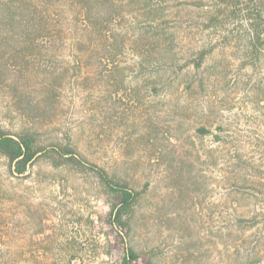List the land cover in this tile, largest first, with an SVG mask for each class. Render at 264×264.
I'll use <instances>...</instances> for the list:
<instances>
[{
	"label": "rangeland",
	"instance_id": "374dc122",
	"mask_svg": "<svg viewBox=\"0 0 264 264\" xmlns=\"http://www.w3.org/2000/svg\"><path fill=\"white\" fill-rule=\"evenodd\" d=\"M118 2L128 16L115 23L110 61L85 55L74 67L69 41L59 38L55 55L45 41L25 59L0 55V126L32 131L46 145L72 143L129 180L141 192L128 240L140 264H256L264 240L251 222L264 214V46L255 61L248 17L263 10L264 32V0ZM144 3L166 15L164 43L177 64L215 45L202 69H169L160 45L147 54L143 37L160 20ZM219 7L227 18L206 28ZM109 212L93 175L40 160L18 176L0 156V264H121Z\"/></svg>",
	"mask_w": 264,
	"mask_h": 264
},
{
	"label": "trees",
	"instance_id": "16d2710c",
	"mask_svg": "<svg viewBox=\"0 0 264 264\" xmlns=\"http://www.w3.org/2000/svg\"><path fill=\"white\" fill-rule=\"evenodd\" d=\"M227 1L220 0L224 5ZM197 4L203 6L202 2ZM148 7V4H142L148 17L154 16L153 19L160 21L156 25V31H150L154 32L151 37H143L142 45L146 47L147 54L151 53L153 47L160 45L162 47L158 51L159 57L169 62V69H202L207 57L214 52L215 45L201 48L186 62L177 64L174 51H170L164 43L168 40L166 15L164 18V13L151 11ZM229 12L234 16L238 13L234 10ZM257 12L248 17L250 25L256 27L254 40L251 41V57L255 61L260 59L264 46V32L260 29L263 10L258 9ZM127 16L128 13L122 9L118 0H0V55L8 59L21 56L25 59L23 53L30 51L33 54L43 41L49 44V51L55 55L54 45L59 38L69 41L74 67L82 68L85 55L101 62L110 61L117 55V52L111 49L112 46L117 48L115 23ZM227 16V9L219 7L212 15L206 17V23L203 25L206 28L215 27L217 30ZM127 33L130 34L128 31ZM150 57H146V64L150 63ZM50 80L52 81H48V88L45 89L47 100L50 92L56 89V80L53 77ZM200 130L204 134L209 132L205 128ZM0 156L7 161L10 172L18 176L27 174L30 167L40 160L49 162L54 168L68 167L77 173L93 175L110 202L107 218L117 244L124 253L121 264H140L142 253L131 246L128 240L141 192L134 188L129 180L94 163L72 143L57 142L46 145L32 131L13 132L0 126ZM260 215L264 217L261 213L252 218V227L264 228L263 221L257 219ZM256 249V264H262L264 240H257ZM152 254L156 255L158 252L152 251ZM149 264L155 263L150 261Z\"/></svg>",
	"mask_w": 264,
	"mask_h": 264
}]
</instances>
